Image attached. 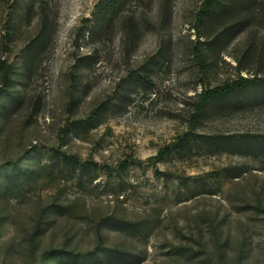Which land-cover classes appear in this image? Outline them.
<instances>
[{
    "label": "rangeland",
    "instance_id": "374dc122",
    "mask_svg": "<svg viewBox=\"0 0 264 264\" xmlns=\"http://www.w3.org/2000/svg\"><path fill=\"white\" fill-rule=\"evenodd\" d=\"M98 1L0 0V264H264V152L200 138H264V0H133L130 41Z\"/></svg>",
    "mask_w": 264,
    "mask_h": 264
},
{
    "label": "trees",
    "instance_id": "16d2710c",
    "mask_svg": "<svg viewBox=\"0 0 264 264\" xmlns=\"http://www.w3.org/2000/svg\"><path fill=\"white\" fill-rule=\"evenodd\" d=\"M139 1V0H134ZM232 3L228 7L227 4H224L223 10L219 11L217 13L218 15H221L225 12L227 14L228 11L234 10L238 8V6L243 3V0H231ZM229 1V2H231ZM133 2V0H99L98 4L96 5V12H95V27L92 30L93 35L100 36L104 34L105 32H108V29L111 26L120 25L121 26V32L123 34L124 39L130 41L134 40L138 34L140 33V29L143 28V26L138 23V21H135V18L133 17L134 13L132 15H123L121 16V8L123 6H126L127 4ZM150 5H153V2L149 1ZM167 5L168 0H159L158 6H159V14L162 17L161 21L164 22L165 20V13L167 11ZM222 5L221 0H204L203 1V15L211 14L216 10V8H219V6ZM213 6V7H212ZM30 9V8H29ZM202 16V15H201ZM145 26V23L143 24ZM234 27L226 29L222 35L229 34ZM220 34V35H221ZM38 43H32L29 44L26 47V53H33L36 48H38ZM3 67L5 69V82L7 85L10 84V78H9V71L8 67L3 63ZM28 66L26 65V73L29 74ZM139 80L143 83L148 82L149 79L142 77L139 78ZM8 88V87H7ZM230 87H222V88H214L211 90H204L200 94H198V103L196 104V113L197 116H200L204 114L206 109L212 104V101H214L215 98L222 97L224 95H227L229 93ZM3 97H5L4 105L3 107L8 106H14V108H18L19 106L23 105L25 103V96H22L18 93H15L14 91H11L10 89H6L3 93ZM201 143L203 144V148L205 151H207L209 154H219V153H229L234 155H257L258 152H264V138L259 136H251L248 134L244 135H237V136H229V137H214V136H202ZM158 159V157H157ZM11 178V177H9ZM123 255L122 260L123 262L132 263L135 261L136 256L123 252L121 253ZM87 255H77L72 260L74 263H86L90 262V258L86 260ZM68 260V258H67ZM90 264V263H89Z\"/></svg>",
    "mask_w": 264,
    "mask_h": 264
}]
</instances>
